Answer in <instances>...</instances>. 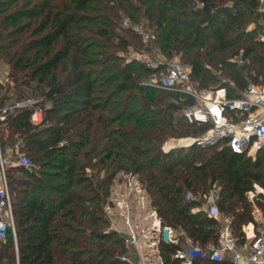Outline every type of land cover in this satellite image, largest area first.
<instances>
[{
  "label": "trees",
  "instance_id": "16d2710c",
  "mask_svg": "<svg viewBox=\"0 0 264 264\" xmlns=\"http://www.w3.org/2000/svg\"><path fill=\"white\" fill-rule=\"evenodd\" d=\"M140 13L162 54L190 67L200 89L217 83L238 98L264 82L261 0H0V63L10 66L19 98L40 96L44 112L41 125L30 121L35 106L0 123L1 140L18 135L34 167L15 169L17 246L0 241V264H128L116 258L128 250L104 211L121 171L138 174L163 224L203 247L218 242L220 220L194 196L214 199L240 241L254 206L264 205L256 192L264 189V149L254 160L224 144L164 149L209 126L187 122L194 98L145 84L164 67L119 53L130 38L141 40L121 25L123 15L138 21ZM238 56L243 64L232 61ZM211 67L227 80L219 83ZM7 99L0 95V109ZM181 247L160 243L164 263L182 264Z\"/></svg>",
  "mask_w": 264,
  "mask_h": 264
},
{
  "label": "built area",
  "instance_id": "2783aa9c",
  "mask_svg": "<svg viewBox=\"0 0 264 264\" xmlns=\"http://www.w3.org/2000/svg\"><path fill=\"white\" fill-rule=\"evenodd\" d=\"M123 25L142 35L144 43L155 40L151 31L131 23L129 19H125ZM133 58L152 69L164 67V71L154 74L145 84L166 91L180 92L196 100L197 105L184 109V116L189 124L208 125L209 128L202 135L191 137L192 144L202 149L224 144L234 152L246 154L264 148V82L250 83L240 97L229 98L226 88L209 93L200 89L191 79L190 68L176 59L165 58L162 61L153 58L146 51L134 53ZM27 106H35L31 123L41 125L44 112L37 107L36 101L30 100L22 103L17 101L12 106L1 108L0 123L5 122L9 114ZM16 165L31 171L34 168L23 152L21 141L5 150L0 137V241L7 240L11 231L14 234L16 232L13 193L8 175L9 168ZM257 193L264 194V190ZM249 195L252 198L255 192ZM211 211L209 215L214 216L213 209ZM105 212L110 228L124 238L128 248L134 247L138 254V258L134 259L129 252L117 253L116 258L123 263L164 264L162 257L156 263L153 256V253H159L160 243L176 244L186 235L184 231L177 233L171 226L163 224L138 174L132 172L123 171L113 180ZM253 217L258 223L257 233L246 248V253L238 250V237L228 226L221 230L217 244L209 242L206 246L214 262H224L225 253L232 250L233 264H239L240 260L244 261L243 264H264V205L254 206ZM206 254L205 248L189 240L185 247L177 249L175 257L184 264H192Z\"/></svg>",
  "mask_w": 264,
  "mask_h": 264
},
{
  "label": "rangeland",
  "instance_id": "374dc122",
  "mask_svg": "<svg viewBox=\"0 0 264 264\" xmlns=\"http://www.w3.org/2000/svg\"><path fill=\"white\" fill-rule=\"evenodd\" d=\"M261 1L264 4V0H261ZM137 18H138V21H135V20H133L130 17V15H123V18L121 20V25H123L125 19H129L131 21V23L138 24V25L142 26L144 30L151 31V35L152 36L154 35L155 40H153L152 43L151 42L146 43L150 47V49L148 50L146 47H142L141 46L140 42H141V40L143 41V38H142V35H140V34L137 33L140 36L141 40L139 38H130L129 40L131 41V46L127 49V51H120L119 53L121 55H124V56L128 57V58H133L134 53L146 51L147 53H149L150 55H152V57L155 58V59H158L159 58L162 61L168 59L159 50L158 44L155 43L156 42V35L154 34V32H152V28H151V26H150V24H149V22L147 20V17L140 13V14L137 15ZM126 29H129V28L126 27ZM122 35H126V34H122ZM129 36H131V35H129ZM129 36H126V37H129ZM262 38L264 39V36ZM172 59H176V60H178V61L181 62V60H180V58L178 56H174ZM232 61H236L239 64H243V62H244L239 56L238 57H235L234 59H232ZM186 67H188V66H186ZM188 68H190V67H188ZM9 69H10V66L8 64H6L5 62H1L0 63V86H2V88L0 89V95L1 96L5 95L6 97H8V99L4 102V104L7 105V106H12L17 101L22 103V102H27V101L30 100V101H36L37 107L42 108L41 105H39V102L42 100V98L40 96H38V95H31V91H29L27 89H26L27 90L26 91V93H27L26 96L23 97L22 99L19 98V95H20L19 92H16V89L13 88L14 87V83L11 82L9 80V78H8ZM211 71L214 72V73H216L217 77L219 78V83L222 80H227L226 75L221 74L220 72H216L215 69H214V67H211ZM219 85L220 84L213 83L212 86H210L207 89H203V91L208 92V93L209 92H214V91H216V89H219L218 88V87H220ZM7 135L8 136L5 135V137H4L5 138L4 139V142L2 141V146H3V148L5 150L8 149L12 144H14L13 142H11L10 137H9L11 134L9 135V133H8ZM12 136H14V141L15 142L18 141L17 140L18 139V135H12ZM189 144H192V139H190V138H186V139H173V138H170L165 143V147L167 149H171V148H174V147H177V146L189 145ZM257 153L258 152H251V153H247V155H251L253 157V160H254L255 157L257 156ZM15 169H17L16 166H13L10 169V170L13 171V173L11 171V175H10V182H11V186L12 187H14L15 184H16L15 183V177L20 176V174ZM89 171L90 170H88V172ZM256 189H257L256 190V192H257V191H261L263 188L261 189V187H257ZM19 190H21V188L17 187V192H19ZM105 206H106V204H105ZM104 211H105V207H104ZM105 214H106V212H105ZM16 234H17V231L15 232V234H14V232L11 231L9 233V235H8L7 240H6V241H14L15 247L17 246V243H16V241H17L16 239L17 238H15V237H17ZM3 249H5V248H3Z\"/></svg>",
  "mask_w": 264,
  "mask_h": 264
},
{
  "label": "crops",
  "instance_id": "0c3cea01",
  "mask_svg": "<svg viewBox=\"0 0 264 264\" xmlns=\"http://www.w3.org/2000/svg\"><path fill=\"white\" fill-rule=\"evenodd\" d=\"M189 138H190V137H189ZM181 139H186V138H181ZM189 145H190V144H189ZM189 145H182V146H189ZM177 147H179V146H177ZM164 149H165V150H170V149H167V148L165 147V145H164ZM258 151H259V150L255 151V152H258ZM12 167H13V166H12ZM17 167H19V166L16 165V168H17ZM9 183H10V178H9ZM10 187H11V185H10ZM261 189H262V188H261ZM259 190H260V189H259ZM262 190H263V189H262ZM11 191H12V190H11ZM12 198H13V195H12ZM193 198H195L196 200H200V201L202 200L201 202H202V204H203V208L206 210L207 213H209V211H211V209H213L215 215L212 216V217L216 218L217 220H220V226H221L220 232H221L222 229H224L225 227H228V226L232 229L230 218L223 216V215L219 212L218 207H217V205H216L214 199L210 198V199L204 200V198L202 199L201 196H194ZM250 198H251V197H250ZM12 205H13V203H12ZM214 208H215V209H214ZM211 212H212V211H211ZM252 217H253V213H252ZM257 227H258V223L254 220V217H253V222L249 223L248 225H246V226L244 227V231H245V237H244V239L241 240V241L238 239V246H237L238 250H240V251L243 252V253H246V248H248L250 242L252 241V239L254 238L255 234L257 233ZM232 231H233V230H232ZM220 232H219V233H220ZM185 234H186V233H185ZM16 235H17V234H16ZM16 238H17V237H16ZM16 240H17V239H16ZM189 240L194 241L191 237L185 235V236H182V237H181L180 242H182L183 247H185L186 244L189 242ZM218 241H219V237H218ZM2 242H6V240H5V241H2ZM194 242L197 243V244H199V242H197V241H194ZM16 243H17V241H16ZM217 243H218V242H217ZM217 243H216V244H217ZM199 245H200V244H199ZM200 246H201V245H200ZM206 246H207V245H206ZM206 246H204V247L201 246V247L205 248V250L207 251L206 256L203 257V258H201V259H198V262H195L196 260H194V261L192 262V264H233V263H232V257H233V255H234V251H232V250L227 251V252L225 253V260H224V262H222V263H216V262H214V261L210 258V254H211V253L206 249V248H207ZM126 247H127V246H126ZM127 250H128L127 252H129V255H130L131 257H133L134 259H137V258H138V254H137L136 249H135L134 247H129V248L127 247ZM153 256H154V260H155V262L158 263V262H159V259L162 257V255H161V251H159V253H153ZM162 259H163V258H162ZM181 263H182V261H181ZM243 263H244L243 260H240V261H239V264H243ZM164 264H165V263H164ZM182 264H184V263H182Z\"/></svg>",
  "mask_w": 264,
  "mask_h": 264
}]
</instances>
